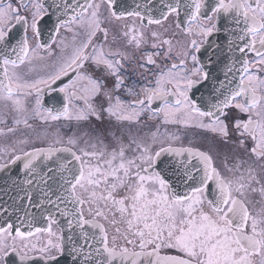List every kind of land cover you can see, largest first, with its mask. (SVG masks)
Masks as SVG:
<instances>
[{
  "label": "snow or ice",
  "instance_id": "6c2138e0",
  "mask_svg": "<svg viewBox=\"0 0 264 264\" xmlns=\"http://www.w3.org/2000/svg\"><path fill=\"white\" fill-rule=\"evenodd\" d=\"M0 264H264V0H0Z\"/></svg>",
  "mask_w": 264,
  "mask_h": 264
},
{
  "label": "flooded vegetation",
  "instance_id": "af4514ba",
  "mask_svg": "<svg viewBox=\"0 0 264 264\" xmlns=\"http://www.w3.org/2000/svg\"><path fill=\"white\" fill-rule=\"evenodd\" d=\"M47 99V98H46ZM49 104H51V101H48Z\"/></svg>",
  "mask_w": 264,
  "mask_h": 264
}]
</instances>
